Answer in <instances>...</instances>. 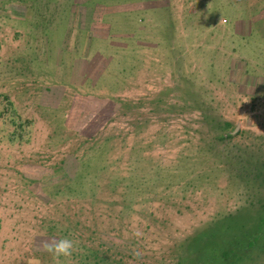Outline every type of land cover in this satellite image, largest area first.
Wrapping results in <instances>:
<instances>
[{"label":"rangeland","instance_id":"rangeland-1","mask_svg":"<svg viewBox=\"0 0 264 264\" xmlns=\"http://www.w3.org/2000/svg\"><path fill=\"white\" fill-rule=\"evenodd\" d=\"M259 161L264 0H0V264L191 263Z\"/></svg>","mask_w":264,"mask_h":264},{"label":"trees","instance_id":"trees-1","mask_svg":"<svg viewBox=\"0 0 264 264\" xmlns=\"http://www.w3.org/2000/svg\"><path fill=\"white\" fill-rule=\"evenodd\" d=\"M230 136L229 133L228 137ZM254 164L255 166L251 167L250 170L255 173L256 178H260L264 183V162L260 163L259 161ZM242 168L245 169V165ZM251 207L255 210H251ZM221 228L235 230L231 232L232 238L227 245L228 247L222 251L217 248L218 244L210 243L216 238ZM209 233L210 237L205 238L206 236L203 235L205 240L202 234L197 233L189 247L190 250L192 247L196 251L195 259L191 263H187L188 260L181 257L178 264H216V259L224 264H247L248 257L257 261L260 258L259 264H264V203H262V199L261 201H252L241 213L237 211L235 215L228 214L218 219L210 226ZM193 243L196 245L192 246ZM247 254L253 255V257ZM214 257L216 259H213Z\"/></svg>","mask_w":264,"mask_h":264},{"label":"clouds","instance_id":"clouds-1","mask_svg":"<svg viewBox=\"0 0 264 264\" xmlns=\"http://www.w3.org/2000/svg\"><path fill=\"white\" fill-rule=\"evenodd\" d=\"M43 250L53 253L57 259L60 256L69 257L75 250V243L71 239L62 238L53 244H45Z\"/></svg>","mask_w":264,"mask_h":264}]
</instances>
